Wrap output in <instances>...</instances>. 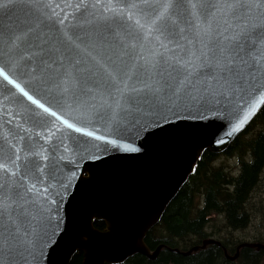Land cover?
<instances>
[{
    "label": "snow or ice",
    "instance_id": "1",
    "mask_svg": "<svg viewBox=\"0 0 264 264\" xmlns=\"http://www.w3.org/2000/svg\"><path fill=\"white\" fill-rule=\"evenodd\" d=\"M257 97L264 0H0V264H55L65 193L103 155L225 143ZM84 235L88 255L110 237Z\"/></svg>",
    "mask_w": 264,
    "mask_h": 264
},
{
    "label": "water",
    "instance_id": "2",
    "mask_svg": "<svg viewBox=\"0 0 264 264\" xmlns=\"http://www.w3.org/2000/svg\"><path fill=\"white\" fill-rule=\"evenodd\" d=\"M257 108L238 134L225 138L221 133L217 139L225 143L209 142L210 137L189 141L161 137L139 152L128 153L113 150L103 155L105 164L96 170L95 178L82 190L80 198L72 203L71 197L65 193V202L61 205V227L56 231L64 235L63 228L69 229L65 241L54 258L55 264H70L77 251H83V264H120L135 254H142L155 259L164 245L152 251L145 243L148 232L161 220L169 203L175 198L182 185L191 174L194 165L202 152L209 149L213 153L224 152L232 141L241 134L253 121L264 106V97H257ZM3 108L11 109L0 98V116ZM246 114H250L247 113ZM202 145V146H201ZM135 146H139L137 141ZM89 163L99 164L100 160L80 161L79 175L69 186V192L75 191L80 179L88 180L92 173L84 172ZM104 220L106 230H98L94 222ZM85 233L110 234L108 240L100 242L98 251L88 255L82 247H74L81 240H86ZM56 239L55 236L52 238ZM209 245L222 246L215 238L203 240L187 251L173 249L189 256ZM242 248L264 250L262 242H242L237 246L234 255H229L225 247V256L235 261Z\"/></svg>",
    "mask_w": 264,
    "mask_h": 264
},
{
    "label": "trees",
    "instance_id": "3",
    "mask_svg": "<svg viewBox=\"0 0 264 264\" xmlns=\"http://www.w3.org/2000/svg\"><path fill=\"white\" fill-rule=\"evenodd\" d=\"M226 157L238 159L237 173L226 165H217L221 153L209 149L202 152L186 182L169 203L159 223L147 234L145 243L154 251L164 245L155 259L135 254L120 264H264V250L242 248L239 257L231 261L225 256L236 253L239 244L223 237V247L209 245L189 256L173 249L187 251L212 238L219 230L208 231L214 216H224L226 227L246 228L257 211L250 204L253 191L258 186L264 170V106L248 127L231 143ZM264 207L260 203L259 211ZM264 211V210H262ZM98 230H106L104 220L94 222ZM215 228V224L212 225ZM253 242H263L255 236ZM234 244V245H233ZM84 253L77 251L70 264H83Z\"/></svg>",
    "mask_w": 264,
    "mask_h": 264
},
{
    "label": "rangeland",
    "instance_id": "4",
    "mask_svg": "<svg viewBox=\"0 0 264 264\" xmlns=\"http://www.w3.org/2000/svg\"><path fill=\"white\" fill-rule=\"evenodd\" d=\"M217 165L224 164L228 169L237 173L238 159L236 157L220 156L216 162ZM257 205V211L253 215L249 225L244 229H232L226 227V220L224 216H214L212 222L207 228L208 231L219 230L214 237L215 239L221 240L223 237L230 238L234 244L240 242H253L255 236L260 237L264 242V207L259 211L260 203L264 204V170L261 176V180L252 193L250 204ZM215 224V228L212 225ZM237 242V243H235ZM233 244V245H234Z\"/></svg>",
    "mask_w": 264,
    "mask_h": 264
},
{
    "label": "flooded vegetation",
    "instance_id": "5",
    "mask_svg": "<svg viewBox=\"0 0 264 264\" xmlns=\"http://www.w3.org/2000/svg\"><path fill=\"white\" fill-rule=\"evenodd\" d=\"M231 145V144H230ZM230 145H229V147L224 151V152H222L221 153V156H227V155H229L228 154V149L230 148ZM234 157V156H233ZM236 251H237V247H236Z\"/></svg>",
    "mask_w": 264,
    "mask_h": 264
}]
</instances>
